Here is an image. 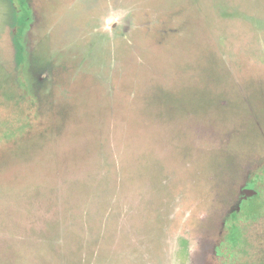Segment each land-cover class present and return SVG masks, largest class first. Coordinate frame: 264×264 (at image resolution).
<instances>
[{
	"label": "rangeland",
	"instance_id": "374dc122",
	"mask_svg": "<svg viewBox=\"0 0 264 264\" xmlns=\"http://www.w3.org/2000/svg\"><path fill=\"white\" fill-rule=\"evenodd\" d=\"M18 2L0 0V264H201L251 168L238 225L264 264V0H23L21 69Z\"/></svg>",
	"mask_w": 264,
	"mask_h": 264
},
{
	"label": "flooded vegetation",
	"instance_id": "af4514ba",
	"mask_svg": "<svg viewBox=\"0 0 264 264\" xmlns=\"http://www.w3.org/2000/svg\"><path fill=\"white\" fill-rule=\"evenodd\" d=\"M259 167L261 166H257L256 169ZM253 169L255 168L247 170L243 176L234 201L231 203L229 209L219 222V227L216 230V234H214L216 237L213 238L211 235L212 233L209 231V237L205 238L206 247L203 248V252L198 257L201 259V264H217L224 256L222 250L236 247V244L231 243L229 239L233 231L236 230L235 227H239L238 220L241 216L245 220L250 219V215H247V212H250L252 209L251 201L258 196V191L255 189V185L258 183V180H256L257 177H255ZM239 229L242 230L240 227ZM208 255L211 256L210 260L205 259Z\"/></svg>",
	"mask_w": 264,
	"mask_h": 264
},
{
	"label": "trees",
	"instance_id": "16d2710c",
	"mask_svg": "<svg viewBox=\"0 0 264 264\" xmlns=\"http://www.w3.org/2000/svg\"><path fill=\"white\" fill-rule=\"evenodd\" d=\"M18 10H17V16L16 18L18 19V27L16 32L14 33V38H15V43L17 44V50H16V57H17V63L19 65L18 68L21 69V67L25 64L26 65V59L24 57V52H23V44H22V38H23V30L25 29V27L28 26L29 21H30V13L28 11V9L26 8V6L23 3V0H19L18 4ZM24 65V66H25ZM20 71V70H19ZM28 127V123H24L21 122L16 128L18 130V133H22L21 131H24L25 128ZM7 132H1L0 133V140L5 141V142H9L6 141ZM264 170V169H262ZM254 175L257 176V173H254ZM257 197V196H256ZM258 199V197L256 198ZM256 203L260 206V211H261V202L259 200H256ZM252 208V207H251ZM253 209V208H252ZM252 209L250 211H252ZM258 211V210H257ZM258 213L256 212V210L250 214V219H248V221H252L255 220V218H257ZM240 228H242L241 226H239ZM239 227H235L236 230L233 231L229 241L231 243L236 244V247L233 248H228L225 250H222L223 252V257L221 258V260H219V263L217 264H261V263H257L255 261L252 260H248L246 259V255L249 257L250 255H252L251 250L253 249L252 244L250 243V241L248 242L246 237L243 236L244 232L241 229H239ZM241 231V233H240ZM264 231H261L260 233H257L256 236H258L259 238H263L264 239V235H263ZM262 235V236H261ZM232 259H236V261L233 263L231 262Z\"/></svg>",
	"mask_w": 264,
	"mask_h": 264
}]
</instances>
